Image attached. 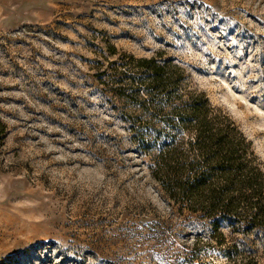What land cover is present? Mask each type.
Listing matches in <instances>:
<instances>
[{
    "label": "rangeland",
    "instance_id": "rangeland-1",
    "mask_svg": "<svg viewBox=\"0 0 264 264\" xmlns=\"http://www.w3.org/2000/svg\"><path fill=\"white\" fill-rule=\"evenodd\" d=\"M111 46L186 67L264 167V0H0V264H264V233L217 248L151 177L101 93Z\"/></svg>",
    "mask_w": 264,
    "mask_h": 264
},
{
    "label": "trees",
    "instance_id": "trees-1",
    "mask_svg": "<svg viewBox=\"0 0 264 264\" xmlns=\"http://www.w3.org/2000/svg\"><path fill=\"white\" fill-rule=\"evenodd\" d=\"M108 53L101 93L126 108L130 140L178 212L207 221L220 249L228 240L223 223L232 235L264 233V167L236 123L164 52L137 58L111 46ZM7 135L0 118V152Z\"/></svg>",
    "mask_w": 264,
    "mask_h": 264
}]
</instances>
